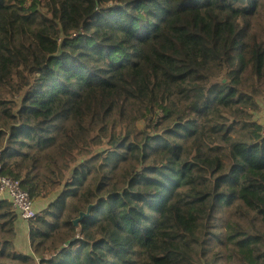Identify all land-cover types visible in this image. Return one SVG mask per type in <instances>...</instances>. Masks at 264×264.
<instances>
[{"label":"trees","instance_id":"obj_1","mask_svg":"<svg viewBox=\"0 0 264 264\" xmlns=\"http://www.w3.org/2000/svg\"><path fill=\"white\" fill-rule=\"evenodd\" d=\"M261 115L264 0H0V264H264Z\"/></svg>","mask_w":264,"mask_h":264},{"label":"built area","instance_id":"obj_2","mask_svg":"<svg viewBox=\"0 0 264 264\" xmlns=\"http://www.w3.org/2000/svg\"><path fill=\"white\" fill-rule=\"evenodd\" d=\"M262 135L264 137V126ZM0 197L8 200L13 205L14 209L20 214L23 228L28 231L30 221L40 214L35 209L30 194L22 189L19 182L0 174Z\"/></svg>","mask_w":264,"mask_h":264},{"label":"water","instance_id":"obj_3","mask_svg":"<svg viewBox=\"0 0 264 264\" xmlns=\"http://www.w3.org/2000/svg\"><path fill=\"white\" fill-rule=\"evenodd\" d=\"M93 207V205H90L87 209V212H82L80 213V216L75 220V225H79V223L84 219V217L86 216H89L90 213H91V208Z\"/></svg>","mask_w":264,"mask_h":264},{"label":"crops","instance_id":"obj_4","mask_svg":"<svg viewBox=\"0 0 264 264\" xmlns=\"http://www.w3.org/2000/svg\"><path fill=\"white\" fill-rule=\"evenodd\" d=\"M261 119H262V123L264 124V116H263V115H261ZM24 239L26 240V241H24V243L28 245V240H27V234H26V231L24 232Z\"/></svg>","mask_w":264,"mask_h":264},{"label":"rangeland","instance_id":"obj_5","mask_svg":"<svg viewBox=\"0 0 264 264\" xmlns=\"http://www.w3.org/2000/svg\"><path fill=\"white\" fill-rule=\"evenodd\" d=\"M20 249H22V248H20Z\"/></svg>","mask_w":264,"mask_h":264}]
</instances>
